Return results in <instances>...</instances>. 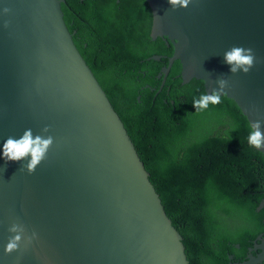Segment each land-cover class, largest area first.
Wrapping results in <instances>:
<instances>
[{
    "label": "water",
    "instance_id": "water-1",
    "mask_svg": "<svg viewBox=\"0 0 264 264\" xmlns=\"http://www.w3.org/2000/svg\"><path fill=\"white\" fill-rule=\"evenodd\" d=\"M64 2L0 0V264H190L145 161L74 42ZM148 2L153 38L174 47L162 87L179 59L184 84L204 80L210 94L224 75L221 95L250 126L264 120V0H191L177 9ZM234 45L254 49L249 73L233 74L224 61ZM29 128L54 137L31 174L27 160L3 157L6 139ZM17 222L38 236L8 254Z\"/></svg>",
    "mask_w": 264,
    "mask_h": 264
},
{
    "label": "trees",
    "instance_id": "trees-1",
    "mask_svg": "<svg viewBox=\"0 0 264 264\" xmlns=\"http://www.w3.org/2000/svg\"><path fill=\"white\" fill-rule=\"evenodd\" d=\"M62 10L183 235L190 264L245 261L264 234V154L249 145L252 129L236 102L224 95L196 111L206 84H184L179 59L160 91L174 47L167 36L153 38L148 0H65Z\"/></svg>",
    "mask_w": 264,
    "mask_h": 264
},
{
    "label": "clouds",
    "instance_id": "clouds-1",
    "mask_svg": "<svg viewBox=\"0 0 264 264\" xmlns=\"http://www.w3.org/2000/svg\"><path fill=\"white\" fill-rule=\"evenodd\" d=\"M190 2L191 0H169L173 9L180 7L187 8ZM10 11V8H3L4 14L9 13ZM224 61L230 66L231 73L236 74L243 71V73L246 74L250 72L255 64L256 54L251 47L246 48L234 45L224 53ZM216 83L218 84V88H214L210 94H204L193 101L196 111H204L208 109L210 105L221 103V94L229 87V79L222 75ZM161 90L162 89H160V91ZM262 125H264V120H257L252 122L250 126L252 130L248 136V143L257 149L264 148V131H262ZM43 131L47 133L49 128L46 126ZM53 143V136L48 135L45 138L40 134L34 135L32 129L29 128L18 138L9 136L6 139L3 143V157L6 161L20 162L22 160H27L28 162L26 165H23V168H26L31 174L35 172L37 166L46 159L48 151ZM9 231L14 235L9 237L8 243L5 247V252L8 254L18 251L22 244H31L38 236L36 232L27 235L25 226L18 222L13 223L10 226Z\"/></svg>",
    "mask_w": 264,
    "mask_h": 264
},
{
    "label": "flooded vegetation",
    "instance_id": "flooded-vegetation-1",
    "mask_svg": "<svg viewBox=\"0 0 264 264\" xmlns=\"http://www.w3.org/2000/svg\"><path fill=\"white\" fill-rule=\"evenodd\" d=\"M262 245H264V234L254 240L252 245L248 248L249 254L245 261L235 262L233 264H264V248L261 247ZM236 247L239 249L240 245L237 244ZM231 259H234V256H232Z\"/></svg>",
    "mask_w": 264,
    "mask_h": 264
}]
</instances>
